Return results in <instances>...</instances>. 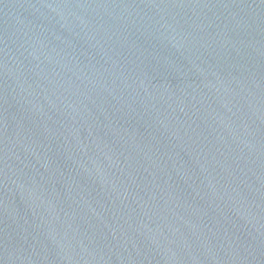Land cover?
<instances>
[{
	"label": "water",
	"instance_id": "obj_1",
	"mask_svg": "<svg viewBox=\"0 0 264 264\" xmlns=\"http://www.w3.org/2000/svg\"><path fill=\"white\" fill-rule=\"evenodd\" d=\"M0 264H264V0H0Z\"/></svg>",
	"mask_w": 264,
	"mask_h": 264
}]
</instances>
